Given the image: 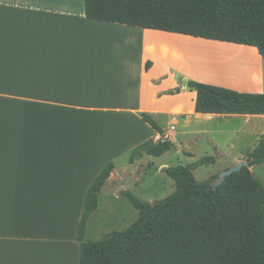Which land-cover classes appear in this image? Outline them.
Here are the masks:
<instances>
[{
    "label": "crops",
    "instance_id": "obj_1",
    "mask_svg": "<svg viewBox=\"0 0 264 264\" xmlns=\"http://www.w3.org/2000/svg\"><path fill=\"white\" fill-rule=\"evenodd\" d=\"M152 34L194 37L90 19L85 0H0V264H79L77 236L93 180L105 164L158 133L172 140L207 136L215 119L239 118L252 131L263 129L264 114L196 112L197 92L179 80L185 74L264 93L263 57L258 66L212 61L223 80L180 66L176 75L169 64H156L154 42L144 40ZM115 167L95 212L114 184Z\"/></svg>",
    "mask_w": 264,
    "mask_h": 264
},
{
    "label": "trees",
    "instance_id": "obj_2",
    "mask_svg": "<svg viewBox=\"0 0 264 264\" xmlns=\"http://www.w3.org/2000/svg\"><path fill=\"white\" fill-rule=\"evenodd\" d=\"M85 13L99 21L254 46L264 58V0H85ZM151 65L148 61L147 69ZM187 87L197 92L198 113L264 114V93L191 79ZM143 119L161 130L151 116L143 114ZM174 147L172 140L149 139L135 148L133 158L143 152L160 157ZM247 160V166L219 184V174L200 181L189 165L167 167L176 186L172 194L149 202L123 191L138 210V219L124 231L87 240L89 219L115 167L108 162L85 198L77 236L79 264H264V183L251 169L264 162V136ZM214 161L207 156L199 163Z\"/></svg>",
    "mask_w": 264,
    "mask_h": 264
},
{
    "label": "rangeland",
    "instance_id": "obj_3",
    "mask_svg": "<svg viewBox=\"0 0 264 264\" xmlns=\"http://www.w3.org/2000/svg\"><path fill=\"white\" fill-rule=\"evenodd\" d=\"M152 35L155 36L146 37L144 40L152 39L151 42H154L153 49L158 55L156 64H169L174 67L176 75L178 73L176 69L180 66L201 79H214V75H219L223 80L222 73L212 68V61H220L222 64L231 62L244 67L258 66L262 59L258 50L251 46L196 37ZM227 78L233 77L229 74ZM190 79L196 80L187 78L185 74L179 76L181 82ZM258 123L252 121L251 125ZM209 126L213 128L214 133L207 136L189 135L186 138L180 136L174 138L175 141L169 137L175 147L160 157H148L144 153H138L133 158L135 147L113 159L116 166L115 181L114 184L111 181L112 184L100 196V210L95 212L90 221L87 240H101L114 230L124 231L138 219V210L123 195V191H131L149 202L160 201L172 194L176 189L175 181L166 173L165 164L167 167L178 164L189 165L196 178L204 181L218 174L220 176L224 170L232 167L236 157L252 151L264 136L262 133L257 141L256 134L263 132L264 127L252 131L243 118L234 121L215 119ZM178 128L177 133L182 130V126L179 124ZM158 135L159 133L152 138L153 142H156ZM207 156L214 157L215 161L205 165L200 164L199 161ZM90 160V157H87L86 162ZM82 167L83 157L79 156L78 171ZM252 171L255 177L264 183V162L252 166Z\"/></svg>",
    "mask_w": 264,
    "mask_h": 264
},
{
    "label": "water",
    "instance_id": "obj_4",
    "mask_svg": "<svg viewBox=\"0 0 264 264\" xmlns=\"http://www.w3.org/2000/svg\"><path fill=\"white\" fill-rule=\"evenodd\" d=\"M249 162H250V160H244V161L224 170L220 174L219 179H217L216 184L224 182L225 179L227 178V176L231 175L233 172H237V171L241 170L243 167L247 166Z\"/></svg>",
    "mask_w": 264,
    "mask_h": 264
},
{
    "label": "built area",
    "instance_id": "obj_5",
    "mask_svg": "<svg viewBox=\"0 0 264 264\" xmlns=\"http://www.w3.org/2000/svg\"><path fill=\"white\" fill-rule=\"evenodd\" d=\"M169 137H170L169 135L159 134L158 137H157V140H155V141L159 142V141H162V140H171Z\"/></svg>",
    "mask_w": 264,
    "mask_h": 264
}]
</instances>
